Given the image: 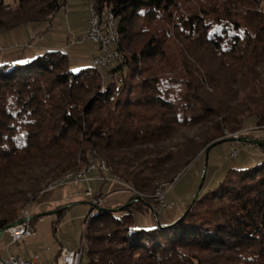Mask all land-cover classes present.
<instances>
[{
  "label": "trees",
  "instance_id": "trees-1",
  "mask_svg": "<svg viewBox=\"0 0 264 264\" xmlns=\"http://www.w3.org/2000/svg\"><path fill=\"white\" fill-rule=\"evenodd\" d=\"M66 2L0 0V31L46 22ZM95 5L119 33L121 57L105 71L71 68L62 49L0 64V230L51 181L103 160L133 202L86 218V264H264V159L229 168L162 227H134L137 214L167 209L154 192L207 145L245 121L264 127V0Z\"/></svg>",
  "mask_w": 264,
  "mask_h": 264
},
{
  "label": "rangeland",
  "instance_id": "rangeland-1",
  "mask_svg": "<svg viewBox=\"0 0 264 264\" xmlns=\"http://www.w3.org/2000/svg\"><path fill=\"white\" fill-rule=\"evenodd\" d=\"M3 1L10 5H14L17 2V0ZM83 11V0H70L55 12L53 24L57 29L53 32H46V28H43L45 26L44 22L38 24L36 27L39 26L45 30V33H47L46 41L49 43L53 42L52 33L56 34L57 44H55L59 46L61 43L58 41L63 40L64 43H67V25L73 31L71 33H73L74 37H80L82 35L79 31L83 27ZM54 22H57V24ZM22 29L24 28H21L19 31H22ZM41 35L44 38V34ZM19 38L18 41L20 42L21 39ZM88 47L89 44L87 42L78 45H69L67 47L68 59L73 58L72 53H75V51L76 53H85ZM244 126L245 128L240 132L227 134L225 137L239 136L247 132L249 138L253 140L260 141L259 139H264V127H255L250 121H245ZM234 152L235 154L233 155ZM262 159H264V150L259 145L249 142L224 141L211 147L207 155L200 154L165 188L166 201L174 203L175 205L172 210H156L157 218L160 221H164L165 216L171 215V217H174L180 213L183 207L190 203L200 182L204 168L205 176L199 193H204L208 189L215 187L222 180L226 170L229 168L245 169ZM104 178L106 180L90 182L89 185L93 195L95 193L101 194V205L113 208V203H123L129 198L130 194L126 189V185L116 182L115 179L109 177L107 174L104 175ZM53 182L55 180L51 181L46 189L41 191L29 203V207L26 204L20 210L19 221L26 210V206L28 207V211H30V215L34 217V220L31 221L34 234L31 237L18 240L8 245L7 242L10 238L7 234L2 233L0 237V255L7 254V251L18 254L23 258L38 255L40 260L45 262L53 261L61 247L70 250L80 248L81 243L84 241L83 232L85 220L89 215L94 214L97 208L91 205L92 198L84 195V191L87 189V185L84 182L65 184L49 189L48 186ZM112 190L115 191L113 192ZM135 193L141 198L144 196L136 191ZM121 213L122 211H116L113 212V215L119 216ZM154 226H157V221L151 212H142L135 216V228L149 229ZM81 261L82 264L87 263L85 252H83Z\"/></svg>",
  "mask_w": 264,
  "mask_h": 264
},
{
  "label": "built area",
  "instance_id": "built-area-1",
  "mask_svg": "<svg viewBox=\"0 0 264 264\" xmlns=\"http://www.w3.org/2000/svg\"><path fill=\"white\" fill-rule=\"evenodd\" d=\"M85 33L83 37L75 38L71 41L81 42V41H89L96 45V54L90 60V63H95L99 68L105 71L111 64L116 60L115 54L113 51V42L111 40V30L113 28V18L111 15H107L105 12L100 14L96 8L95 0H87L86 1V18H85ZM41 34H33L32 40L41 39ZM32 42H28L25 45V48L31 47ZM3 50V47L0 45V51ZM66 52L65 49H63ZM235 152L233 153V155ZM108 166L99 165L95 162L94 159H90V165L86 170H79L76 172L75 178L71 180H64L59 183L58 186L78 183L87 181L90 178L87 176L88 173L98 171L100 175L96 176L95 179L98 180H106L104 175L108 173ZM116 182H120L124 185L125 183L119 181L116 178H113ZM126 189L129 192H133V190L126 185ZM166 190L158 188L156 189L153 197L157 199L159 205L158 210L161 209H172L174 207V203L167 202L165 199ZM85 196L92 198L93 206L101 205L102 198L101 197H93V194L90 191V188H87L84 191ZM31 215L30 211L26 216L20 218V222L14 223L12 226L5 228V234H7L10 238L9 243L17 242L18 240L31 237L34 234V228L30 222ZM81 254H82V243L80 248L76 250H70L65 247H61L57 256L53 261L47 262L46 264H82L81 263ZM39 262L38 255H34L32 258H22L18 255L7 254L4 257L0 256V264H37Z\"/></svg>",
  "mask_w": 264,
  "mask_h": 264
},
{
  "label": "crops",
  "instance_id": "crops-1",
  "mask_svg": "<svg viewBox=\"0 0 264 264\" xmlns=\"http://www.w3.org/2000/svg\"><path fill=\"white\" fill-rule=\"evenodd\" d=\"M69 1L70 0H67V2H69ZM86 1L87 0H83V10H84L83 11V27H82V30L79 31V33L82 34L80 37L84 36L85 28H86V25H85ZM54 18H55V13L49 18L48 21L44 22L45 26L43 28H46L45 29L46 32H48V31L53 32L55 29H57L55 27V25L53 24V21L55 20ZM54 23L57 24V22H54ZM36 26L37 25H28V26L26 25L24 27L15 28V29H11L8 31H0V45L3 47V50L0 51V64H4V63L22 64V63L28 61L29 59L33 58L35 55L40 54L41 52H43L45 50H49V49H62L63 50V48H64L66 50V54L68 55L67 47L69 45H78V44H82L83 42H87L89 44L87 51H85V53L84 52L76 53V51H75V53H72L73 58L69 59V63H70L71 68H73V69H80L84 66L90 65V60L96 54V45L95 44H93L87 40L81 41V42L71 43L72 40H74L75 38H80V37H74L73 33H71L73 31L70 30L69 26L67 25V31H68L67 32L68 36L66 38L67 43H64L63 40L58 41L59 43H61V45L56 46L57 35L52 33V41L53 42L49 43L46 41V36H47L46 34L47 33H45V30L39 26L38 27H36ZM21 28H24V29H22V31H19V30H21ZM19 32H21L20 35H19ZM36 33L44 34V38L42 35L41 39L32 40V35L36 34ZM18 37H20L19 39H21L20 42L18 41ZM28 42H32V45L29 48H25V45ZM73 52H74V50H73ZM98 175H100V172H98V171L88 173L87 176L90 179L87 181H83L87 185V188H89L90 182L100 181L98 179H95L96 176H98ZM126 203H127V200L123 203L115 202V203H113V208H118V207H120ZM102 206H105V205H102ZM107 207L110 208V206H107ZM178 214H180V213H178ZM152 215H153V213H152ZM176 216H174V217H176ZM174 217H171V215H169V216H167L166 219L169 220V219H172ZM9 242H10V240L7 242L8 245H11V243H9ZM7 254H13V253H10L7 251ZM7 254L0 255V256L4 257ZM13 255H18V254H13ZM18 256H20V255H18ZM32 257H30V258H32ZM27 258H29V257H27ZM38 259H39V262L37 264H46L47 262H50V261L43 262V260H40L39 257H38Z\"/></svg>",
  "mask_w": 264,
  "mask_h": 264
},
{
  "label": "water",
  "instance_id": "water-1",
  "mask_svg": "<svg viewBox=\"0 0 264 264\" xmlns=\"http://www.w3.org/2000/svg\"><path fill=\"white\" fill-rule=\"evenodd\" d=\"M224 140H225V141H244V142H249V143H252V144L259 145V146H264V142H262V141H258V140H253V139H251V138H249V137H244V136H231V137H226ZM218 142H220V140L213 141L212 143H210V144L206 147V149H205V155H207V153H208L210 147L214 146V145H215L216 143H218ZM204 176H205V168H204L203 171H202V175H201L200 182H199V184H198V186H197V188H196V190H195V192H194V195H193V197H192V199H191V201H190V203H189V206H191V205L193 204L194 200L197 198V196H198V194H199V192H200V189H201V187H202V184H203ZM136 199H141V197H140V196H136V197H135V200H136ZM132 202H133V201H130V202H128V203H126V204H124V205L118 207V208H104V209L110 210L111 212H115V211H117V210L122 209L123 207H127V206L130 205ZM95 207L97 208V206H95ZM150 210H151V212L153 213V215H154V217H155V219H156V221H157V223H158V226H159V227H162V224L159 222V219L157 218L156 211H155L153 208H150ZM184 214H185V212H184L180 217H178L176 220L180 219ZM176 220H175V221H176ZM175 221H174V222H175ZM18 222H20V221H18ZM174 222L168 224L167 226H171ZM4 229H5V228H2V229L0 230V237H1V235H2V233H3V231H4Z\"/></svg>",
  "mask_w": 264,
  "mask_h": 264
},
{
  "label": "bare ground",
  "instance_id": "bare-ground-1",
  "mask_svg": "<svg viewBox=\"0 0 264 264\" xmlns=\"http://www.w3.org/2000/svg\"><path fill=\"white\" fill-rule=\"evenodd\" d=\"M105 13H106L107 15H111L112 18H113V28H112V30H111V40H112V42L114 43V44H113V51H114V54H115V58L117 59L118 57H121V54H120V52L115 48V46H116V44H117V42H118V36H119L118 30H117V25H116V19L114 18V16H113V14L111 13V11L106 10ZM90 64H91V66H92L94 69L101 70V68H99V67L97 66V64H95V63H90ZM95 162H97L99 165H104V166H106V163H105L103 160H101V161H95ZM89 165H90V163H89L86 167H83V168H81V169H79V170H86V169L88 168ZM79 170H78V171H79ZM78 171H75L74 173L66 174L65 176H63V177H61L60 179H58L56 182H54V183H52L51 185H49L48 188L51 189V188H53V187L58 186L59 183H60L61 181H64V180H71V179L75 178V176H76V172H78ZM28 213H29V211H28V207L26 206V210H25V212H24V216H26ZM12 225H13V224H12ZM12 225H8L6 228H8L9 226H12ZM3 233H5V229H4Z\"/></svg>",
  "mask_w": 264,
  "mask_h": 264
}]
</instances>
